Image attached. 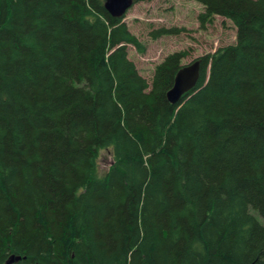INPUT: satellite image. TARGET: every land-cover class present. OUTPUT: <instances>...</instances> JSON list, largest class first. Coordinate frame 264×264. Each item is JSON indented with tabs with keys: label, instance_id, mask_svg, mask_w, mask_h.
Here are the masks:
<instances>
[{
	"label": "trees",
	"instance_id": "1",
	"mask_svg": "<svg viewBox=\"0 0 264 264\" xmlns=\"http://www.w3.org/2000/svg\"><path fill=\"white\" fill-rule=\"evenodd\" d=\"M184 1L237 41L172 104L105 0H0V264H264V0Z\"/></svg>",
	"mask_w": 264,
	"mask_h": 264
},
{
	"label": "rangeland",
	"instance_id": "2",
	"mask_svg": "<svg viewBox=\"0 0 264 264\" xmlns=\"http://www.w3.org/2000/svg\"><path fill=\"white\" fill-rule=\"evenodd\" d=\"M203 10L196 2L155 0L137 4L128 12L125 21L131 32L147 47L145 54H140L133 46L128 47L129 58L143 77L151 82L156 67L172 53L188 52L189 57L184 59L183 65H190L219 48L236 44L237 31L231 21L216 17L205 29L201 27L199 16ZM162 27L185 28L187 32L153 40L150 32ZM112 163L111 151H101L98 162L100 176L105 175Z\"/></svg>",
	"mask_w": 264,
	"mask_h": 264
},
{
	"label": "water",
	"instance_id": "3",
	"mask_svg": "<svg viewBox=\"0 0 264 264\" xmlns=\"http://www.w3.org/2000/svg\"><path fill=\"white\" fill-rule=\"evenodd\" d=\"M134 0H105V8L114 18H123L127 12L133 7ZM200 62L196 61L193 64L185 66L178 74L176 79L177 92L168 95L169 99L175 103L180 100L182 95L192 90L198 81L200 74Z\"/></svg>",
	"mask_w": 264,
	"mask_h": 264
},
{
	"label": "bare ground",
	"instance_id": "4",
	"mask_svg": "<svg viewBox=\"0 0 264 264\" xmlns=\"http://www.w3.org/2000/svg\"><path fill=\"white\" fill-rule=\"evenodd\" d=\"M113 17V16H112ZM196 62V61H195ZM194 62V63H195ZM198 62H200V61H198ZM193 64V63H192ZM200 66H201V62H200ZM184 67H182V69H183ZM182 69L180 70V71H182ZM180 71L178 72V74L180 73ZM178 74H177V76H176V78H175V82H174V86H173V88L168 92V94H167V98H168V101L170 102V103H172V104H176V103H178L181 99H182V97L183 96H185L187 93H189V92H191L193 89H195L196 87H197V85H198V83H199V81H200V78H201V69H200V74H199V78H198V81H197V84H196V86L192 89V90H190L189 92H187V93H185L184 95H182V97L180 98V100L179 101H177V102H175V103H173L170 99H169V96L168 95H172V94H175L176 92H177V89H176V87H175V85H176V79H177V77H178ZM102 158V157H101ZM113 164V163H112ZM99 167V166H98ZM96 170V169H95ZM103 175V174H102ZM16 259V258H15ZM15 259L14 258H12V260L9 262L8 261V264H12V263H14L15 262Z\"/></svg>",
	"mask_w": 264,
	"mask_h": 264
}]
</instances>
